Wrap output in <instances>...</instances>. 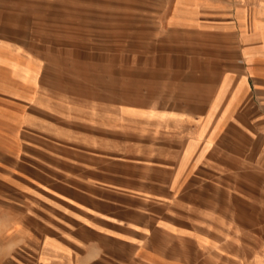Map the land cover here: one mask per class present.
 Listing matches in <instances>:
<instances>
[{
    "label": "crops",
    "instance_id": "0c3cea01",
    "mask_svg": "<svg viewBox=\"0 0 264 264\" xmlns=\"http://www.w3.org/2000/svg\"><path fill=\"white\" fill-rule=\"evenodd\" d=\"M142 2L204 55L223 57L200 108L57 101L44 95L37 58L0 39L10 73L0 77V227H41L40 264H208L224 248L212 230L257 227L264 193L235 173L264 162V0ZM229 129L251 142L227 141ZM130 149L144 159L117 156Z\"/></svg>",
    "mask_w": 264,
    "mask_h": 264
},
{
    "label": "rangeland",
    "instance_id": "374dc122",
    "mask_svg": "<svg viewBox=\"0 0 264 264\" xmlns=\"http://www.w3.org/2000/svg\"><path fill=\"white\" fill-rule=\"evenodd\" d=\"M142 3L0 0V39L16 43L37 58L41 64L37 78L44 95L57 101L75 106L107 101L149 108H200L202 105L195 101L213 94L223 57L204 55L200 40L168 30L154 20L157 9L143 7ZM38 62L28 63L33 81ZM9 75V71L0 70L1 78ZM228 132L227 141L236 138L241 144L251 142L248 136L234 137L231 129ZM119 154L125 159L143 160L145 153L130 149ZM261 166L254 174L245 162L235 174L255 177L257 192L264 193V162ZM247 186L225 184L220 191L234 188L243 192ZM0 187L2 193L8 190L5 184ZM215 189L208 185L210 197ZM257 202V227H224L219 234L215 229L210 232V237L218 235L224 240V248L210 256L208 264H264V199ZM247 220L248 216L242 215L240 222ZM38 228L16 227L15 231L13 227H0V264H40V241L35 238ZM46 230L49 235L57 234L54 228Z\"/></svg>",
    "mask_w": 264,
    "mask_h": 264
}]
</instances>
